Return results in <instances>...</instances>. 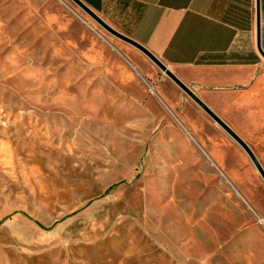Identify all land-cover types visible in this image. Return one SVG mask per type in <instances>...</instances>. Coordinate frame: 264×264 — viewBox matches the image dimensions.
<instances>
[{
  "label": "rangeland",
  "instance_id": "obj_1",
  "mask_svg": "<svg viewBox=\"0 0 264 264\" xmlns=\"http://www.w3.org/2000/svg\"><path fill=\"white\" fill-rule=\"evenodd\" d=\"M185 84L264 168V71ZM0 264H264V182L72 0H0Z\"/></svg>",
  "mask_w": 264,
  "mask_h": 264
},
{
  "label": "crops",
  "instance_id": "obj_2",
  "mask_svg": "<svg viewBox=\"0 0 264 264\" xmlns=\"http://www.w3.org/2000/svg\"><path fill=\"white\" fill-rule=\"evenodd\" d=\"M106 23L139 42L184 83L250 86L264 59L256 46V0H83ZM264 52V0H259ZM207 90L200 96L207 99Z\"/></svg>",
  "mask_w": 264,
  "mask_h": 264
},
{
  "label": "water",
  "instance_id": "obj_3",
  "mask_svg": "<svg viewBox=\"0 0 264 264\" xmlns=\"http://www.w3.org/2000/svg\"><path fill=\"white\" fill-rule=\"evenodd\" d=\"M78 7H80L86 14H88L95 22H97L107 32L116 38L128 43L135 49L144 54L150 61H152L168 78H170L184 93H186L205 113H207L234 141H236L242 149L247 153L252 161L259 175L264 182V168L260 161L246 143V141L232 129L218 114H216L188 85H186L176 74L167 67L158 57H156L149 49L139 42L129 38L120 33L108 23H106L86 2L83 0H72ZM256 46L264 59V52L260 46V16H259V0H256Z\"/></svg>",
  "mask_w": 264,
  "mask_h": 264
},
{
  "label": "bare ground",
  "instance_id": "obj_4",
  "mask_svg": "<svg viewBox=\"0 0 264 264\" xmlns=\"http://www.w3.org/2000/svg\"><path fill=\"white\" fill-rule=\"evenodd\" d=\"M151 89V88H150Z\"/></svg>",
  "mask_w": 264,
  "mask_h": 264
}]
</instances>
